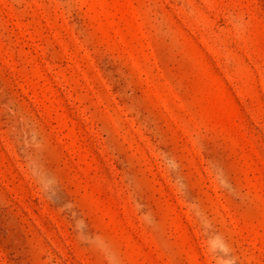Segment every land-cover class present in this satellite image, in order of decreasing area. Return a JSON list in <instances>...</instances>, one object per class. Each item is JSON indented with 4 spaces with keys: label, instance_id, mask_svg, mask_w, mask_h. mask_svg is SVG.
Wrapping results in <instances>:
<instances>
[{
    "label": "rangeland",
    "instance_id": "374dc122",
    "mask_svg": "<svg viewBox=\"0 0 264 264\" xmlns=\"http://www.w3.org/2000/svg\"><path fill=\"white\" fill-rule=\"evenodd\" d=\"M0 264H264V0H0Z\"/></svg>",
    "mask_w": 264,
    "mask_h": 264
}]
</instances>
